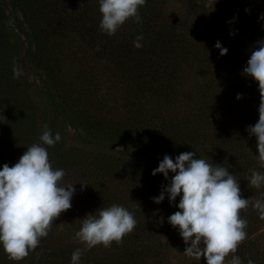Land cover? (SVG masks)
<instances>
[{"label":"trees","instance_id":"1","mask_svg":"<svg viewBox=\"0 0 264 264\" xmlns=\"http://www.w3.org/2000/svg\"><path fill=\"white\" fill-rule=\"evenodd\" d=\"M99 9V0H0V168L47 127L62 138L44 145L50 163L76 189L35 250L13 261L0 246V264H71L82 219L113 203L134 214L135 229L85 250L80 264H206L184 254L167 194L153 202L169 181L152 172L164 155L197 152L228 168L242 197L264 193L248 183L264 168L246 131L259 120V85L243 74L264 40V0H147L140 20L111 36ZM240 215L248 235L234 255L264 264V219L251 204Z\"/></svg>","mask_w":264,"mask_h":264},{"label":"clouds","instance_id":"2","mask_svg":"<svg viewBox=\"0 0 264 264\" xmlns=\"http://www.w3.org/2000/svg\"><path fill=\"white\" fill-rule=\"evenodd\" d=\"M147 0H99L102 19L100 29L114 35L129 19L140 20L139 9ZM231 23V21L229 22ZM234 35V33H230ZM243 74L258 82L260 92L259 120L246 131L257 139L259 166L264 168V40L257 42ZM220 55L228 52L220 41L215 43ZM20 71L14 69L13 77L19 78ZM238 100L242 94H237ZM57 132L52 134L45 128L39 137L40 143H33L13 166L5 163L0 168V246L13 261H21L35 250L41 239L49 232L62 212L72 207L75 194L73 185H64L65 171L54 169L49 160L47 146H54L61 140ZM197 152H183L173 160L164 155L152 175L163 174L169 181L153 202L160 204L165 195L170 205L179 211L167 220L177 228L185 245L184 254L196 261L203 257L206 264H242L234 255L238 246L247 238V220L242 219L241 210L250 204L264 219V193L250 201L241 195L239 181L221 164H210L206 159L196 158ZM174 175L170 178L169 173ZM83 186L87 183L80 182ZM248 183L254 188L264 187V172L251 170ZM179 197V203L174 202ZM97 211V210H96ZM137 225L134 214L126 207L113 203L98 209V215L87 214L82 219L80 230L73 239L83 245L76 248L71 264H80L85 250L97 245L110 247L112 242H122ZM232 253L231 259L226 257ZM248 264H255L252 259Z\"/></svg>","mask_w":264,"mask_h":264},{"label":"rangeland","instance_id":"3","mask_svg":"<svg viewBox=\"0 0 264 264\" xmlns=\"http://www.w3.org/2000/svg\"><path fill=\"white\" fill-rule=\"evenodd\" d=\"M214 0H209L210 3H212ZM28 77V76H26ZM39 99V103H44V106H47V102L44 100L45 98H42L41 96H37Z\"/></svg>","mask_w":264,"mask_h":264}]
</instances>
